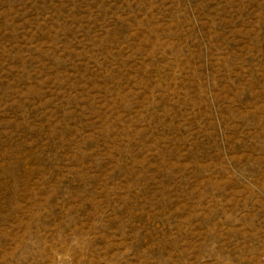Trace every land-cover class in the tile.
<instances>
[{
	"label": "rangeland",
	"instance_id": "1",
	"mask_svg": "<svg viewBox=\"0 0 264 264\" xmlns=\"http://www.w3.org/2000/svg\"><path fill=\"white\" fill-rule=\"evenodd\" d=\"M0 264H264V0H0Z\"/></svg>",
	"mask_w": 264,
	"mask_h": 264
}]
</instances>
